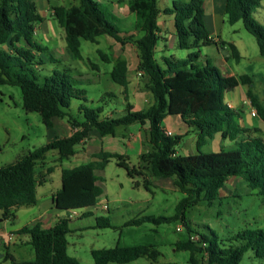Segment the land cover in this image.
I'll return each mask as SVG.
<instances>
[{
    "label": "trees",
    "instance_id": "16d2710c",
    "mask_svg": "<svg viewBox=\"0 0 264 264\" xmlns=\"http://www.w3.org/2000/svg\"><path fill=\"white\" fill-rule=\"evenodd\" d=\"M78 4L54 6L53 15L65 31L67 47L77 59H83L81 41L96 42L99 36L107 35L118 43H132L138 52V71L147 78L154 102L148 108L135 110L128 102L124 114L119 117H101L100 111L81 104L79 114L71 112L74 99L84 98V90L77 87L82 83L76 76L54 70L42 82L34 74L35 68L45 64V54L54 60L53 53L35 40L36 23L42 20L35 0H0V85L19 86L22 91L23 107L28 112H37L47 128L54 126L56 118H66L73 132L69 136H55L47 145L28 152L10 163L0 166V220L13 219L15 210L32 205L37 201V161L49 150H58L60 158L76 153V146L89 137L95 129L102 136L115 135L119 126L133 123L148 124L150 149L140 154V163L131 165L128 158L119 152L106 149L93 154L94 159L61 170L62 186L52 197L57 210L67 212L50 227L37 222L22 227L18 233L28 235L27 243L35 251L34 259L17 260L8 251L4 258L12 264H81L68 253L67 235L71 231V214L86 216L87 210L104 195L98 185L97 170L106 167L111 158L124 167L134 185H143L151 190V180L146 170L155 177L172 178L176 187L185 195L178 203L172 216L159 217L158 221H173L182 218L188 238L176 243L178 250L190 251V264H239L248 250L257 257H264V229H246L234 234L228 243L216 242L218 235L211 234L192 239L194 229L186 218L190 206L206 200L209 203L220 197V190L232 176L243 178L250 190L264 200V138L250 137L236 143V148L204 151L203 147L221 132L223 138L236 140L244 129L237 121L240 109L225 101V94L238 87L248 85L246 95L264 122V106L252 89L253 79L249 74L223 75L218 66L201 55L202 47L215 45L228 48L229 56L240 61L242 55L233 42L211 36L205 21V0H175L164 9L174 17L178 46L188 50L184 58L174 55L156 56L161 12L159 0H127L129 11L135 14L133 30L123 31L117 25L118 18L106 0H77ZM261 0H226L224 12L232 24L242 21L245 28L256 38L259 52L264 55V25L259 23L253 12ZM101 56H107L99 50ZM129 62L124 57L116 59L111 79L123 86L128 98ZM113 96V93H106ZM169 115H179L188 127L185 134H168L163 121ZM261 130V129H259ZM196 134L198 153L181 155L176 151L180 140L188 133ZM48 171H52L49 168ZM45 181V180H44ZM150 217H142L128 224H141ZM97 225L111 227L108 218H97ZM94 264L129 263L141 257L151 260L149 264H175L159 262L161 252L149 244L120 245L95 248L91 251ZM198 254H203L200 259Z\"/></svg>",
    "mask_w": 264,
    "mask_h": 264
},
{
    "label": "rangeland",
    "instance_id": "374dc122",
    "mask_svg": "<svg viewBox=\"0 0 264 264\" xmlns=\"http://www.w3.org/2000/svg\"><path fill=\"white\" fill-rule=\"evenodd\" d=\"M166 2L159 0L161 5ZM61 4L70 6L78 4V1L65 0L61 1ZM223 10L224 8L222 12L218 13L215 22L210 10H207L205 21L212 34L233 42L242 55L240 61H236L232 56L227 57L225 75L229 72L238 75L249 74L253 79V91L264 97V55L259 52L257 40L245 28L242 21L230 23L227 16L223 14ZM115 11L127 25H131V22L135 21V15L128 11L124 5L121 4L119 10ZM128 13L131 16H128ZM253 17L264 25V0H261V5L253 12ZM117 25L123 28L118 22ZM167 28L173 29L171 21H168ZM165 30L168 36L169 31ZM99 38L96 42L84 39L81 41L83 59H77L71 54V56H65L55 62L45 54V64L39 65L34 70L38 82L51 76L54 70L80 78L82 83L77 87L84 90V98L72 101L71 112L75 115L79 114L78 108L81 104L100 111L101 117L121 116L124 114L128 102L138 107L145 105L144 109L147 108L151 93L147 87L146 78L137 75L135 64L138 52L135 46L130 42L122 45L105 35ZM161 43L160 41L157 45L156 55L158 58L162 54ZM64 44L66 46L65 42ZM170 49L173 54L183 56L176 53L182 51L177 42L172 46L170 42ZM99 50L107 56L108 60L101 56ZM201 52L203 59L207 56L216 65L218 52L214 45L202 47ZM119 57L128 59L132 67L128 72L130 78L128 98L125 97L123 86L114 82L109 73ZM218 68L224 75L223 69L219 66ZM243 88L247 89L248 85H244ZM237 91L239 92L240 88H237ZM106 93H113V96H108ZM229 97L230 95L227 96V98ZM247 110L248 106L244 104L243 111L247 112ZM140 127V123L131 124L129 130H126L127 126H119L114 137L112 135L105 136L103 145L107 146L106 144L111 140L113 145L109 149L110 151L123 152L131 165H138L140 154L150 149L147 129L141 128L139 131L140 141L133 140ZM60 128L61 130L63 128L66 134L73 132V130L68 131V128H64L62 124ZM59 132L58 127L47 128L39 113L28 112L24 109L22 91L19 86L0 85V166L47 145L55 136L61 134ZM249 135L264 138L262 133L251 132ZM130 138L133 141L132 146L128 142ZM236 140H240L238 136ZM96 142L98 144L100 139L93 135L76 146V153L73 156L60 158L58 150H49L44 158L38 160L36 172L41 183L37 187V201L32 205L21 206L16 212V218L12 221L4 220L5 229L9 231L21 228L26 224L33 223L40 214L49 213L54 207L52 197L62 186V168L73 167L94 159L93 154L96 150L92 149L90 144ZM225 145V149L236 148L233 140L227 139ZM139 150H141L140 154ZM203 150L218 151L219 148L207 143ZM176 151L181 155L198 153L196 134L194 132L186 134L177 144ZM49 168H52V171H48ZM96 172L99 176L97 183L103 188L104 195L97 198L96 204L89 209L77 211V213H83L89 210L91 211L89 215L81 217L78 214H71L69 224L71 231L67 235L68 253L71 256L76 257L81 264H94L92 249L114 247L117 244H149L154 245L161 252L158 258L159 262L190 264V251L178 250L176 247L177 241L187 239L189 236L182 218L170 222L158 221L159 217L174 215L179 201L185 196L176 187L172 178L155 177L146 170L147 177L151 180V190H147L142 184L135 186V180L142 181V177L131 178L126 169L118 165L116 158H111L104 169ZM233 186H236V191L229 193ZM233 186L228 185V188L222 191L221 196L211 203L201 200L186 209V218L190 221L195 232L192 235L198 238L200 235H207L211 240H215L210 231L213 230L219 237L216 242L222 245L223 243L227 244L228 239L240 231L264 229L263 198L253 193L245 180L241 183L236 182ZM55 214L60 218L66 216L67 212L57 210ZM101 217L108 218L111 227L98 226L97 218ZM142 217L150 218L141 224H128L130 221ZM45 224L49 225L50 221H46ZM178 227L181 229L178 230ZM27 241V239L21 238L9 244L0 245V264H12L11 259L4 258L6 251L17 260L34 259V248ZM198 257L202 259L204 255L198 254ZM150 262L151 260L147 257H141L125 264H149ZM109 264L121 263L110 262ZM239 264H264V257H257L254 251L248 250Z\"/></svg>",
    "mask_w": 264,
    "mask_h": 264
},
{
    "label": "crops",
    "instance_id": "0c3cea01",
    "mask_svg": "<svg viewBox=\"0 0 264 264\" xmlns=\"http://www.w3.org/2000/svg\"><path fill=\"white\" fill-rule=\"evenodd\" d=\"M35 1L37 3L39 13H40V15L42 17V20L37 22L36 26H35V40L40 45H42L43 47H47V48H49L51 50V52L53 53V56L55 58L54 59L55 62H58L59 60L63 59L65 56H68V57L71 56L72 53L69 50V48L67 47V42H66V39H65V31L61 27V25L59 24L58 20L53 15L54 6L65 5V4H61V1H65V0H35ZM106 1H107V4L109 5L110 9L117 16L118 23L120 24L121 27H123V28H121V30H123V31H128L129 30V33H133V34L137 33L135 30H133V25H134L135 21H132L131 25H127V23L123 20V18L120 15L116 14V11H115V10H117V11L119 10L121 4L124 5L125 8H127V10L129 11L127 0H106ZM163 1H165V2L167 1V2L164 3V5L159 4V7L161 9V12L159 13V16H158V24L160 26V32H159V37L160 38H159V41H158L157 45L159 44L160 41L162 42L161 46H160V50H161L162 54H161L159 59H161L164 56H171V55H174L177 58H182V57L184 58V57L187 56L188 50H183L182 49V51H180V52L177 51L176 53H179L180 55H183V56L180 57V56H177V54H175V53L173 54L171 52V49H170V42H171V46H172V45H175V42L178 43V41H177V35H176L175 27H174V17H173L172 14H166L164 12V9L167 8V7H171L174 0H163ZM225 4H226V0H223V1L222 0H205V17L207 15L206 14L207 10H210L212 18H213V21L215 22L217 20L218 13L222 12L223 8L225 9ZM65 6H67V5H65ZM223 14H225L224 10H223ZM128 16H131L130 13H128ZM135 20H136V17H135ZM168 21H171L173 23V29L172 30L170 28H167L168 27ZM165 29H167L169 31V35L170 36L169 35L167 36V34L165 32L166 31ZM210 33H211V36H213L215 39H222V40L230 42L229 40H226V39L222 38L219 35H214V34H212V32H210ZM105 36L107 38H111L110 36H107V35H105ZM99 37L97 38V40L100 39ZM111 39L114 40L113 38H111ZM64 42L66 43V46H65ZM215 47H216V50L218 52L217 53L218 59L216 60V65L223 69L224 75H225L226 63L228 62L227 57L229 56L230 51H229L228 48L225 49L223 47H217V46H215ZM156 50H157V46H156ZM225 51H227V53ZM201 55L203 56L202 52H201ZM45 58L46 57H44V59ZM138 61H139V59H138V54H137V61H136V64H135L136 68L138 66ZM128 62H129V71H130L132 67H131V64H130L129 60H128ZM138 72L139 71H138V68H137V75H138ZM227 75H238V74H235L233 72H229ZM128 78H129V76H128ZM143 78H146V77L144 76ZM146 81H147V78H146ZM243 86L244 85H239L235 89H233L231 91H228L225 94V101L231 107L240 109V116L237 117V121L240 124V126L244 129V131L240 135H238V138L240 140H233L234 141V145H236V143L239 142V141H243V140H246V139L252 137L251 135H249V133H251V132L264 134V122L260 119L258 114L257 115H253L252 114V112L254 110H256V109L251 106L250 100L248 99V97L246 95V92H247L248 88L244 89ZM237 88H240L239 92L237 91ZM234 90H235V93H234ZM149 92L151 93V95H150L151 99L149 100L147 108L151 104H153V102H154V97H153V94H152L150 89H149ZM228 95H230L229 98H227ZM257 96L259 97L261 103L264 106V97L263 96H259V95H257ZM240 103H242V104H240ZM244 104H247V106H248L247 112L243 111ZM144 106L145 105H142V106L138 107L137 105H134V109L135 110H142V109H144ZM60 123L64 126V128L67 127L68 131H70V130L72 131L73 130L71 125L69 124V122L67 121L66 118H64V119L56 118L54 120V126L52 128L58 127V129L60 130L59 133H61V134H58L57 136H59V135H61V136H69V135H71L72 133L71 134L70 133L66 134V131L63 128L61 130V128H60L61 124ZM129 126H127L126 130H129ZM141 128H144V129L148 130V124L141 125V127L137 129L138 134L134 135L133 140L140 141V133H139V131L141 130ZM163 128H164V130L166 132H171L172 135L185 134V133L188 132L187 125L183 121L182 117L179 116V115H169V116H167L165 118V120L163 121ZM259 129H261V130H259ZM93 135L96 136L98 139H100V142L98 144H97V142L95 144H93V143L90 144L91 148L96 150L94 153L100 151L101 149H106V150L111 149V146L113 145L111 140L106 144L107 146H104L103 143H104L105 136L100 135L98 133V131H96L95 129L90 131L89 137L93 136ZM130 135H131V133H130ZM112 136L114 137V135H112ZM227 139H229V138H223L222 133L219 132V133H217L214 136L213 139H211L208 142V145L211 144L214 147H217V148L221 149L222 147L226 146L225 145V141ZM229 140H231V139H229ZM128 142L132 146V142L133 141L131 140V138L128 139ZM187 145L189 146V144H187ZM139 151H140L139 152V154H140L141 150H139ZM119 153L125 154L123 152H119ZM243 181H244V179L239 177V176L230 177L226 181L224 187L220 190V196L222 194V191H224V190H226L228 188L227 187L228 185L233 186L236 182H240L241 183ZM229 191H230L229 193H234L236 191V186H233V189H231ZM19 208H17L15 210V216H14L13 219L16 218V212H17V210ZM56 211H57V209L55 207H52V209H51V211L49 213L40 214V216H38L33 223L26 224V225L31 226V225H34L37 222H40V223H42L43 227H50L59 218L55 214ZM13 219H6L5 221H12ZM48 220L50 221V224L46 225L45 222L48 221ZM3 223H4V220H1V227L3 228V230L5 232H12V233H14L16 235V238H15L14 241H17L18 239L20 240L21 238H23V239L25 238L27 240L29 239L28 235H22V234L18 233V231L22 227H24L26 225L22 226L21 228L11 229V230L7 231L5 229V227L3 226Z\"/></svg>",
    "mask_w": 264,
    "mask_h": 264
},
{
    "label": "built area",
    "instance_id": "2783aa9c",
    "mask_svg": "<svg viewBox=\"0 0 264 264\" xmlns=\"http://www.w3.org/2000/svg\"><path fill=\"white\" fill-rule=\"evenodd\" d=\"M143 74V72L142 71H139L138 72V75L139 76H141ZM252 114L253 115H257L258 113H257V111L256 110H254L253 112H252ZM168 134H171V132H167ZM181 229V227H178V230H180ZM15 238H16V235L14 234V233H12V232H5L4 230H3V228L0 226V245H3V244H9V243H11V242H13L14 240H15ZM191 238L192 239H196V238H198V237H195L194 235L193 236H191Z\"/></svg>",
    "mask_w": 264,
    "mask_h": 264
},
{
    "label": "water",
    "instance_id": "95a60500",
    "mask_svg": "<svg viewBox=\"0 0 264 264\" xmlns=\"http://www.w3.org/2000/svg\"><path fill=\"white\" fill-rule=\"evenodd\" d=\"M227 53V51H225ZM0 226H1V220H0Z\"/></svg>",
    "mask_w": 264,
    "mask_h": 264
}]
</instances>
